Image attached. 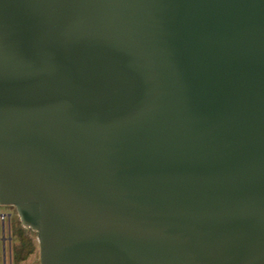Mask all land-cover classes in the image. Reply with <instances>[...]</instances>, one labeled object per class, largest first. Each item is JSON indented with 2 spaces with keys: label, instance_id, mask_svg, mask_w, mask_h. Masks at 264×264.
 Segmentation results:
<instances>
[{
  "label": "water",
  "instance_id": "water-1",
  "mask_svg": "<svg viewBox=\"0 0 264 264\" xmlns=\"http://www.w3.org/2000/svg\"><path fill=\"white\" fill-rule=\"evenodd\" d=\"M0 206L39 264H264V0H0Z\"/></svg>",
  "mask_w": 264,
  "mask_h": 264
},
{
  "label": "rangeland",
  "instance_id": "rangeland-1",
  "mask_svg": "<svg viewBox=\"0 0 264 264\" xmlns=\"http://www.w3.org/2000/svg\"><path fill=\"white\" fill-rule=\"evenodd\" d=\"M12 214L13 216V221L16 222V227H18L19 229H24V227H22L21 222H20V218L17 215V212L15 209L10 208V207H3L0 206V264H39V246L37 243V239L35 237V234L33 231H27V234H29L30 238L32 239L34 246H35V251L34 253L26 260L24 261H16L15 259V255L18 249V246L20 244V239L18 236V233L16 231V228L13 227V230L11 233H9L8 228H7V219H2V217H6L7 214ZM4 224V228H5V238H10V246L8 245V243H5V249H6V253H5V257H4V247H3V243L1 241V237H2V228L1 225Z\"/></svg>",
  "mask_w": 264,
  "mask_h": 264
},
{
  "label": "trees",
  "instance_id": "trees-1",
  "mask_svg": "<svg viewBox=\"0 0 264 264\" xmlns=\"http://www.w3.org/2000/svg\"><path fill=\"white\" fill-rule=\"evenodd\" d=\"M18 236L20 244L18 246L15 259L20 262L28 259L34 253L35 246L29 234L25 233L24 229L19 231Z\"/></svg>",
  "mask_w": 264,
  "mask_h": 264
},
{
  "label": "flooded vegetation",
  "instance_id": "flooded-vegetation-1",
  "mask_svg": "<svg viewBox=\"0 0 264 264\" xmlns=\"http://www.w3.org/2000/svg\"><path fill=\"white\" fill-rule=\"evenodd\" d=\"M4 208L6 207L7 208V206H3ZM10 208H13V209H15L16 210V208H14V207H10ZM17 212V211H16ZM17 215H18V213H17ZM4 219H7V228H8V231H9V233H11L12 232V230H13V227L14 228H16V231H17V233H19V231L21 230V229H19L18 227H16V222L15 221H13V216H12V214H7V216L4 218ZM1 228H2V237H1V241H2V243H3V247H4V257H5V253H6V249H5V243L7 244L8 243V245L10 246V238H5V228H4V224H2L1 225ZM24 230H25V233H27V230L24 228Z\"/></svg>",
  "mask_w": 264,
  "mask_h": 264
},
{
  "label": "built area",
  "instance_id": "built-area-1",
  "mask_svg": "<svg viewBox=\"0 0 264 264\" xmlns=\"http://www.w3.org/2000/svg\"><path fill=\"white\" fill-rule=\"evenodd\" d=\"M2 219H4V217H2Z\"/></svg>",
  "mask_w": 264,
  "mask_h": 264
}]
</instances>
